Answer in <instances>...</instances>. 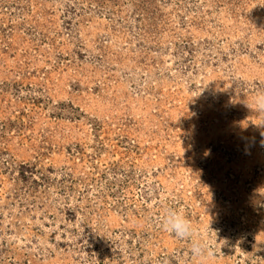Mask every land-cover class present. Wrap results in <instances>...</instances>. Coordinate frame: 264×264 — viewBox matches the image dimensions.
<instances>
[{"label": "rangeland", "instance_id": "1", "mask_svg": "<svg viewBox=\"0 0 264 264\" xmlns=\"http://www.w3.org/2000/svg\"><path fill=\"white\" fill-rule=\"evenodd\" d=\"M261 95L264 0H0V264H264Z\"/></svg>", "mask_w": 264, "mask_h": 264}, {"label": "clouds", "instance_id": "2", "mask_svg": "<svg viewBox=\"0 0 264 264\" xmlns=\"http://www.w3.org/2000/svg\"><path fill=\"white\" fill-rule=\"evenodd\" d=\"M256 104L261 111H264V95L257 98ZM160 227L162 230L174 234L179 239H191L193 241L191 249L193 257L205 258L213 255L209 242L195 239L196 229L178 211H167L161 218Z\"/></svg>", "mask_w": 264, "mask_h": 264}]
</instances>
